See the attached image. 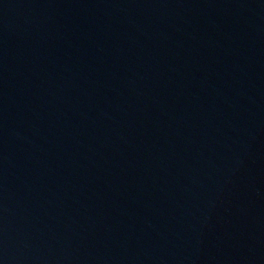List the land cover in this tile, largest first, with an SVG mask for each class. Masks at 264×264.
Instances as JSON below:
<instances>
[{"label":"water","instance_id":"water-1","mask_svg":"<svg viewBox=\"0 0 264 264\" xmlns=\"http://www.w3.org/2000/svg\"><path fill=\"white\" fill-rule=\"evenodd\" d=\"M0 264H264V0H0Z\"/></svg>","mask_w":264,"mask_h":264}]
</instances>
